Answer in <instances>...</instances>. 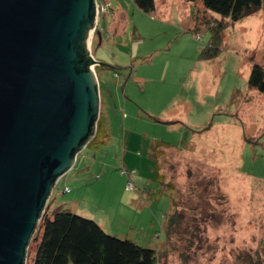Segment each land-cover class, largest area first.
Returning <instances> with one entry per match:
<instances>
[{"label": "rangeland", "instance_id": "obj_1", "mask_svg": "<svg viewBox=\"0 0 264 264\" xmlns=\"http://www.w3.org/2000/svg\"><path fill=\"white\" fill-rule=\"evenodd\" d=\"M154 2L145 14L133 0H96L104 142L77 152L45 211L92 220L158 264H264V95L247 85L264 68V7L232 22L199 1ZM215 21L220 52L200 60Z\"/></svg>", "mask_w": 264, "mask_h": 264}, {"label": "water", "instance_id": "obj_2", "mask_svg": "<svg viewBox=\"0 0 264 264\" xmlns=\"http://www.w3.org/2000/svg\"><path fill=\"white\" fill-rule=\"evenodd\" d=\"M96 0H0V264H26L51 191L94 137Z\"/></svg>", "mask_w": 264, "mask_h": 264}, {"label": "trees", "instance_id": "obj_3", "mask_svg": "<svg viewBox=\"0 0 264 264\" xmlns=\"http://www.w3.org/2000/svg\"><path fill=\"white\" fill-rule=\"evenodd\" d=\"M155 0H133L134 5L143 13L154 11ZM185 2L199 1L203 8L228 18L232 22L256 12L264 7V0H183ZM210 35L208 44L201 50L199 58L209 61L216 58L220 52L222 31L220 21L207 24ZM97 30V29H96ZM200 34L196 33V36ZM97 67L95 68L96 71ZM250 89L264 95V68L255 64L251 67L247 79ZM98 119L94 121L95 136L86 144H102L97 136ZM103 129L102 136L106 137ZM105 134V135H104ZM168 148L170 146L161 144ZM41 215L38 226L32 236L36 237L37 247L32 264H158L153 249L140 247L137 244L106 234L94 221L67 213L55 212L52 216ZM176 223L173 218L170 225ZM39 231V232H38ZM252 264H261L256 258Z\"/></svg>", "mask_w": 264, "mask_h": 264}, {"label": "built area", "instance_id": "obj_4", "mask_svg": "<svg viewBox=\"0 0 264 264\" xmlns=\"http://www.w3.org/2000/svg\"><path fill=\"white\" fill-rule=\"evenodd\" d=\"M100 8L97 6V17H96V22H95V29L93 30V33L95 32V30H96V26H97V21H98V14H99V12H98V10H99ZM102 10H104V7H103V5L101 6V11ZM93 33H92V35H93ZM196 38L197 39H199L200 38V36L198 35V36H196ZM90 53H91V50H90ZM130 173H134V171L133 172H130ZM131 186H132V184L131 183H128L127 184V188H131ZM66 192H68V190H65Z\"/></svg>", "mask_w": 264, "mask_h": 264}, {"label": "flooded vegetation", "instance_id": "obj_5", "mask_svg": "<svg viewBox=\"0 0 264 264\" xmlns=\"http://www.w3.org/2000/svg\"><path fill=\"white\" fill-rule=\"evenodd\" d=\"M96 31V35H95V37L97 38L98 36H99V33L97 32V30H95ZM93 139V138H92ZM92 139H90L88 142H87V144L92 140Z\"/></svg>", "mask_w": 264, "mask_h": 264}]
</instances>
